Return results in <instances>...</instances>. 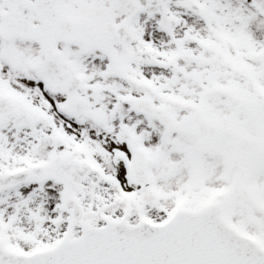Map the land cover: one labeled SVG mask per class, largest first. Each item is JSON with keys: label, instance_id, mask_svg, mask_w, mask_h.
Listing matches in <instances>:
<instances>
[{"label": "snow or ice", "instance_id": "snow-or-ice-1", "mask_svg": "<svg viewBox=\"0 0 264 264\" xmlns=\"http://www.w3.org/2000/svg\"><path fill=\"white\" fill-rule=\"evenodd\" d=\"M0 264H264V0H0Z\"/></svg>", "mask_w": 264, "mask_h": 264}]
</instances>
